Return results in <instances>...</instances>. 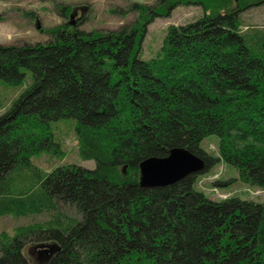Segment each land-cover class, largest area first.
Instances as JSON below:
<instances>
[{"label": "trees", "instance_id": "trees-1", "mask_svg": "<svg viewBox=\"0 0 264 264\" xmlns=\"http://www.w3.org/2000/svg\"><path fill=\"white\" fill-rule=\"evenodd\" d=\"M262 3H132L137 18L118 29L65 23L46 41L0 44L1 79L16 86L30 72L0 114V216L50 213L11 237L1 233L0 263L26 264L24 245L36 236L60 245L45 264H264V200H214L195 185L223 159L243 183L264 187V30H242V13ZM179 4L204 12L169 26L159 53L141 58L149 23ZM61 118L75 120L79 156L94 168L43 172L32 162L59 152L51 123ZM209 136L218 138V157L202 147ZM173 147L203 158L204 170L141 186L139 163Z\"/></svg>", "mask_w": 264, "mask_h": 264}, {"label": "rangeland", "instance_id": "rangeland-1", "mask_svg": "<svg viewBox=\"0 0 264 264\" xmlns=\"http://www.w3.org/2000/svg\"><path fill=\"white\" fill-rule=\"evenodd\" d=\"M157 2L158 0H0V44L46 41L50 36L49 29L65 23L70 24L74 29L86 31L118 29L134 22L137 18L138 12L128 10L132 3L152 6ZM115 6L127 8L128 13L121 15L111 12ZM66 7L70 8L69 11L66 10ZM203 12L200 5L179 4L172 8L169 16L155 17L147 26V33L141 46V58L149 59L159 53L169 26L194 21ZM242 22V30L249 26L264 30V3L245 10L242 13ZM25 72V80L16 86L10 85L0 78V114L12 105L13 101L30 83V72L28 70ZM51 125L53 140L57 142L59 152L56 154L51 151L38 153L32 157V162L43 172H49L58 165L71 163L90 169L94 168L93 160H82L79 156L75 120L61 118L53 121ZM202 147L207 153L219 156L218 138L215 136L203 139ZM123 170L125 171V167ZM196 180L195 185L203 189V192L214 200H223L234 196L257 202L264 200V187L243 183L237 169L223 159H220L209 170L199 174ZM219 180L232 181L226 186H215L213 183ZM58 206L68 215L80 217L73 209L60 204ZM49 217L50 213L46 212L26 216H0V234L5 232L11 237L19 226L43 223ZM40 243L51 242H40L36 236H30L27 239L23 248L26 264H39L34 251L39 250L38 244Z\"/></svg>", "mask_w": 264, "mask_h": 264}, {"label": "water", "instance_id": "water-1", "mask_svg": "<svg viewBox=\"0 0 264 264\" xmlns=\"http://www.w3.org/2000/svg\"><path fill=\"white\" fill-rule=\"evenodd\" d=\"M204 168L203 158L187 148L173 147L166 156H150L139 163V184L143 187L166 186L187 175L201 172ZM39 247L36 257L39 264L49 262L60 250L56 242Z\"/></svg>", "mask_w": 264, "mask_h": 264}, {"label": "flooded vegetation", "instance_id": "flooded-vegetation-1", "mask_svg": "<svg viewBox=\"0 0 264 264\" xmlns=\"http://www.w3.org/2000/svg\"><path fill=\"white\" fill-rule=\"evenodd\" d=\"M41 244H43V243L38 244V246L41 245ZM38 246H36V247H38ZM37 251H38L37 249H36V251H34V253H36V255H37Z\"/></svg>", "mask_w": 264, "mask_h": 264}]
</instances>
